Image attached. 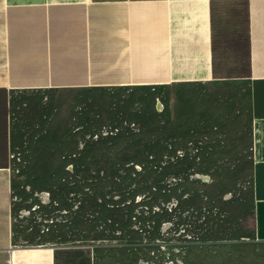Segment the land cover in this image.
<instances>
[{
	"label": "rangeland",
	"instance_id": "374dc122",
	"mask_svg": "<svg viewBox=\"0 0 264 264\" xmlns=\"http://www.w3.org/2000/svg\"><path fill=\"white\" fill-rule=\"evenodd\" d=\"M29 98L17 95L12 113L17 240L88 245L95 264H264V242L252 238L244 85ZM44 195L53 203L35 206ZM37 218L56 228L40 233Z\"/></svg>",
	"mask_w": 264,
	"mask_h": 264
},
{
	"label": "crops",
	"instance_id": "0c3cea01",
	"mask_svg": "<svg viewBox=\"0 0 264 264\" xmlns=\"http://www.w3.org/2000/svg\"><path fill=\"white\" fill-rule=\"evenodd\" d=\"M233 33L248 36L249 75L216 79L212 35ZM218 82L246 87L252 238L264 242V0H0V264H95L88 245L16 239L13 210L23 193L14 181L22 171L14 165L17 95L36 102L75 89ZM50 203L39 196L34 205ZM35 222L40 233L56 228L53 219Z\"/></svg>",
	"mask_w": 264,
	"mask_h": 264
},
{
	"label": "trees",
	"instance_id": "16d2710c",
	"mask_svg": "<svg viewBox=\"0 0 264 264\" xmlns=\"http://www.w3.org/2000/svg\"><path fill=\"white\" fill-rule=\"evenodd\" d=\"M212 35V71L214 78H247L250 71V46L247 34Z\"/></svg>",
	"mask_w": 264,
	"mask_h": 264
},
{
	"label": "built area",
	"instance_id": "2783aa9c",
	"mask_svg": "<svg viewBox=\"0 0 264 264\" xmlns=\"http://www.w3.org/2000/svg\"><path fill=\"white\" fill-rule=\"evenodd\" d=\"M16 157H17V156H16ZM16 157H15V158H16ZM16 160H19V159L16 158ZM44 196H46V195H44ZM41 202H42V204H46V203H48L47 196H46V198H45V197L41 198Z\"/></svg>",
	"mask_w": 264,
	"mask_h": 264
}]
</instances>
